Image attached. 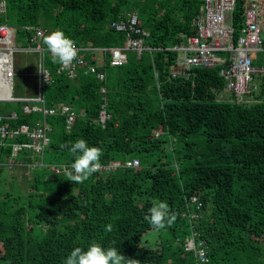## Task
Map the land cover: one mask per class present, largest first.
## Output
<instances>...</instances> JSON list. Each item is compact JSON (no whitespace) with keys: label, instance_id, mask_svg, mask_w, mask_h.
<instances>
[{"label":"trees","instance_id":"obj_1","mask_svg":"<svg viewBox=\"0 0 264 264\" xmlns=\"http://www.w3.org/2000/svg\"><path fill=\"white\" fill-rule=\"evenodd\" d=\"M4 1L0 25L16 29L20 47L32 33L25 26H40L46 35L61 30L77 45L121 46L125 34L108 23L133 11L148 31L145 44L156 49L130 51L120 66L104 64V124L97 121L102 83L57 73L47 51L46 106L68 103L76 117L69 129L64 115L47 117L49 140L33 169L27 166L36 160L32 149L11 156L12 143L26 142L24 135L5 138L0 147V264H64L74 248L92 243L115 247L138 264H264V74L256 75L250 99L238 101L222 94L217 67L195 68L189 80L168 78L173 53L157 49L194 33L191 19L201 0ZM248 1L236 0L237 28ZM253 1L264 22V0ZM40 115L17 112L4 121L17 127ZM153 130L163 133L155 137ZM79 139L102 150V166L132 158L139 165L101 167L82 184L66 180L64 170L74 162L69 147ZM10 158L26 167L24 187L13 173L5 178ZM154 201L175 214L171 226L156 230L145 218ZM152 230L157 234L147 236ZM189 236L203 242L204 261L184 249Z\"/></svg>","mask_w":264,"mask_h":264},{"label":"built area","instance_id":"obj_2","mask_svg":"<svg viewBox=\"0 0 264 264\" xmlns=\"http://www.w3.org/2000/svg\"><path fill=\"white\" fill-rule=\"evenodd\" d=\"M235 8V0H202L200 12L192 20V26L196 28V33L185 37L175 43L171 47L163 48L167 51H174V64L172 67V75H188L187 71L195 67H213L218 65L219 75L226 82V90L242 98L248 94L251 88L253 74L262 75L264 69L256 68L252 65L250 52L264 51V26L261 21L259 6L253 0H249L244 9L242 24L238 28V36L233 38L235 26L232 14ZM5 12V1L0 0V13ZM139 19L136 13H126L122 18L113 20L109 23V27L117 32L126 34V42L121 47H101L88 48L78 46V56L68 69L58 67L57 71H64L68 78L74 79L77 76L78 68L85 65L84 54L87 51H101L108 59L111 66H120L126 61V51L134 50L140 54L143 50H151L152 48L144 45L145 37L148 32L139 26ZM30 30L27 49L35 50L39 54V63L36 72L37 89L36 95L30 98H22L21 101L32 103L23 107L25 112L38 111L42 114L41 121L36 122L35 126L30 127L21 124L16 128H12L8 123L3 122L0 116V147L5 145V138H13L18 134H24L30 142L15 143L12 145L11 156L15 157L16 152L31 148L36 152H41L43 147L48 143L47 132L50 131V125L45 121L48 115L58 113L54 107L45 106L44 87L49 80V72L45 67L44 56L47 47L43 46L41 40L45 35V30L40 27H26ZM12 37H14L13 28L7 25H0V101L11 100L9 89L14 76L13 66L10 55L12 54ZM215 52H224V58H217ZM43 67L47 73L38 71ZM85 75H93L99 81L105 79V73L94 64H88L84 67ZM103 94V104L99 112V121L104 122L107 117L105 112V93L106 88L101 86ZM60 113L66 115V126L69 127L74 118V112L68 105H60ZM15 116V114L13 115ZM158 135V132H155ZM10 161L12 159L10 158ZM119 163H113L117 166ZM139 161L136 158L127 160L125 166L137 167ZM111 166H107L109 168ZM192 201L197 202V197H193ZM200 207V203H196V208ZM192 218L198 217L196 211L190 213ZM196 234V233H194ZM193 234V235H194ZM203 243V242H202ZM202 243H196L193 236L185 238L184 249L194 251L201 261L205 260V248L198 247Z\"/></svg>","mask_w":264,"mask_h":264},{"label":"clouds","instance_id":"obj_3","mask_svg":"<svg viewBox=\"0 0 264 264\" xmlns=\"http://www.w3.org/2000/svg\"><path fill=\"white\" fill-rule=\"evenodd\" d=\"M201 3H202V0H201V2L199 4L197 13L193 16V18H195L196 15L198 14V12H200ZM236 5H237V3H236V0H235V8H234V11H233V14H232L233 23H234V26H235V30H234V34H233V38L234 39L237 38V36H238V28L242 24V20H241L240 23H239V27L238 28L235 25L234 12H235V9H236ZM129 12H133V11H129ZM129 12H127V13H129ZM134 13H136V12H134ZM243 14H244V12H243ZM119 18H122V16L119 17ZM193 18L191 19V23H192ZM242 18H243V15H242ZM138 19H139V17H138ZM111 21H113V20H111ZM139 22H140V19H139ZM109 23H108V27H109ZM262 25L264 26V22H263ZM139 26H140V23H139ZM191 26H192V24H191ZM31 27H34V26H31ZM192 28L194 29V33H192V34H195L196 33V28H194L193 26H192ZM42 29H44V28H42ZM145 31H147V30H145ZM120 33H123V32H120ZM192 34H189V35H192ZM45 35H46V32H45ZM45 35L43 36V43H44V45H46L45 47H47V51L51 54L52 62L53 63H58L61 66L62 69L70 68L72 66V64H73V61H75L77 59V56H78V49L74 45L75 42H73L70 38H68L64 34V32L61 31V30H56V31H53V32H51L50 34H48L46 36ZM182 35H185V34H181L179 36V40L177 42H179L183 38ZM189 35H185V37H187ZM147 37L148 36H146L145 39ZM126 39H127V37H126V34H125V42H126ZM125 42L121 46H123L125 44ZM177 42H175V43H177ZM175 43H173L171 45H168V46H165V47H159L157 49L167 52V50H164L163 48L171 47ZM144 45H146L145 44V40H144ZM78 46H85V47H88V48H101V47H94V46H91V45H78ZM121 46H112V47H121ZM146 46L150 47L149 45H146ZM150 48H152V47H150ZM154 49H156V48H152L151 50H143V51L151 52ZM95 51H97V50L85 52V54H84L85 65L83 67L78 68L77 76L74 78L75 80L78 78L79 73L80 74L82 73L83 75H85L83 73V70H84V67L86 65H88V64H94L99 69L104 71L102 68H103L104 64L108 61V59H107V61L105 63H101V64L97 63L96 57H95V53H94ZM128 51H134V50H127L126 51V59H127ZM168 52L173 53V55H172V57L170 59V64L168 66V74H169L168 78H174V79L179 78V79L189 80L190 75H191V71L193 69L199 68V67H195V68H192L191 70L187 71L188 75H172L173 70L176 69V68L172 67L173 64H174V57H175L176 54H175L174 51H168ZM262 52H264V51L254 52V53L259 54V53H262ZM141 53L137 54V52H136V54L138 56H140ZM88 54L91 55V57H92L91 59H93L94 62H89L86 59ZM165 54H167V53H165ZM108 63H109V61H108ZM252 65L254 67H256V68L264 69V66H257L253 60H252ZM214 67H217L218 69H220V67L218 65L210 67V68H214ZM38 71H40L41 73H44L46 75V78H47V73L44 71L42 66L40 68H38ZM256 75H258V74H253V78H252V81H251V88L248 91V94L245 95L242 98H239V97L235 96L238 101H248L250 99L249 96L251 95V93L257 89V87H258V79H257ZM88 76H93V75H88ZM69 79H71V78H69ZM224 82H225V80H224ZM225 90H226V82H225ZM99 92H100V95H101V98H100L101 99L100 109H101L102 104H103V94L101 93V88H100ZM228 93L232 94L229 91H228ZM105 97H106V100L104 102L105 103V107L104 108H105V112H106V104L108 102L107 89H106ZM71 109L74 112V118H73V121H74V119L76 117V111L73 108H71ZM100 109H99V112H100ZM61 115H64V114H61ZM106 115H107V117L105 118L104 122L101 123L99 121V114H98L97 121L99 123H101V124H104L106 119H108V117H109L107 112H106ZM48 116H52V115H48ZM65 118H66V115H64V121H65ZM45 121L48 123V121L46 119H45ZM73 121L70 124V126L73 124ZM3 122L8 123L9 126H10V123L7 122V121H4V119H3ZM69 127L66 126V121H65V128L69 129ZM50 131H51V129H50ZM50 131L47 132V136H48V133ZM152 132H153L154 135H155V132H158V135L157 136L155 135V137H158V136H160L163 133L162 130H153ZM19 135H24V134H18L15 137L10 138V139H15ZM26 142L29 143L28 141H26ZM15 143L16 142L12 143V145L15 144ZM17 143H22V142H17ZM45 146L43 147L41 152H36L35 150L32 149L34 151V153L36 154V157L40 156V154H42L44 152ZM64 147H69V146L65 145ZM24 149H31V148H24ZM69 151L71 152V154L74 157V162L71 164L70 169H65L64 172H65V175L67 176L66 180L73 181L76 184L84 183L94 173L100 171L101 167L105 168L108 171V170L115 169L116 167H118L120 165L125 166V162L127 160H130V159H127L123 163H121L119 161H112L109 164L102 166L101 162H100L101 161V156L103 154L102 150L99 147H96V146H91V147L88 146V144L86 143V141L84 139H79L75 143L71 144V146L69 147ZM8 161H7V163H8ZM113 163H119V165L113 166ZM38 164H42L39 159L33 161V164L29 163L27 166L30 167V165H31V166L35 167ZM107 166H111V167L107 168ZM55 169L58 170V168H54V170ZM145 218L148 220V222L150 223V225L154 229L161 230V229H164L166 226H171L174 223V221L176 219V216H175L174 213H170L169 206H168L167 203L154 201L153 202V206L149 209V215L146 216ZM108 230L109 231L111 230V226L110 225L108 226ZM125 261L127 262V264H138L137 260L125 259V257L123 255H121L115 247H109V248L105 249L99 244L92 243L87 248V250H83L80 247L74 248L71 251V253L67 256V258L65 259L64 264H125Z\"/></svg>","mask_w":264,"mask_h":264},{"label":"rangeland","instance_id":"obj_4","mask_svg":"<svg viewBox=\"0 0 264 264\" xmlns=\"http://www.w3.org/2000/svg\"><path fill=\"white\" fill-rule=\"evenodd\" d=\"M130 51H128V54ZM217 58H224L225 53L224 52H215L214 54ZM251 59L255 62L257 66H264V52L262 53H250ZM13 59H14V68H15V77L13 80L12 85V92L14 97H26L28 95H32L34 93V80L30 77L32 73L35 71V57L34 53L32 52H26V51H14L13 53ZM227 91V90H224ZM228 92V91H227ZM226 93V92H225ZM223 94V92H222ZM229 97L228 94H224V97ZM222 97V98H224ZM20 103L15 102H0V113L1 112H14L17 110V108L20 107ZM35 159L38 158L35 156ZM5 165V178L10 179L11 174L13 173L16 183L24 187L26 185L25 181V173L26 168L25 166H16V164H11L10 160L4 163ZM34 166L30 165V169H33ZM63 169H55L54 172L62 171ZM27 175V174H26ZM26 187L23 188V191H25ZM152 234L156 235V231H148L146 233L147 236H153ZM156 237V236H155ZM150 238H147L148 240Z\"/></svg>","mask_w":264,"mask_h":264},{"label":"crops","instance_id":"obj_5","mask_svg":"<svg viewBox=\"0 0 264 264\" xmlns=\"http://www.w3.org/2000/svg\"><path fill=\"white\" fill-rule=\"evenodd\" d=\"M1 25H5V24H1ZM26 27H30V26H25L24 28H25V30H26ZM34 27H40V26H34ZM42 28V27H41ZM28 30V29H27ZM30 31V30H29ZM13 32H14V37H12V47H13V50H12V54L10 55V57H11V61H12V66H13V72H14V76H13V79H12V84H11V87H10V89H9V92H10V96H11V100H6V101H0V102H15V103H20L21 105H20V107L19 108H17V110L16 111H14V112H7V111H5V112H3V113H0V116L1 117H3V119H13V118H16V116H17V112H20V113H23V114H30V113H40L41 114V112H38V111H32V112H25L24 110H23V107L25 106V105H27V104H32V103H28V102H24V101H21L20 99H22V98H30V97H33V96H35L36 95V89H37V79H36V72H37V67H38V63H39V54L35 51V50H31V49H27L26 48V46L25 47H20L19 45H17L16 44V42H15V37H16V29L15 28H13ZM46 36V35H45ZM42 41L43 40H41V43H42ZM26 45H28V43L26 44ZM14 51H26V52H32V53H34V57H35V67H34V69H35V71L32 73V75H30V77L34 80V82H33V84H34V93L32 94V95H28V96H26V97H14V95H13V92H12V85H13V80H14V77H15V68H14V59H13V53H14ZM95 53V57H96V61H97V63H99V64H101V63H105L106 61H107V57L101 52V51H95L94 52ZM44 62H45V67L47 68V70H48V72H49V69H48V67L46 66V54H45V56H44ZM255 64H256V61H255ZM257 65V64H256ZM60 66V65H59ZM58 66V67H59ZM58 67H57V69H58ZM199 68H210V67H199ZM57 69H56V72L57 73H64V75L66 76V73L64 72V71H60V72H58L57 71ZM104 73H105V71H104ZM0 75H1V73H0ZM67 77V76H66ZM68 78V77H67ZM69 79V78H68ZM105 79H106V73H105ZM105 79L103 80V81H99V82H101L102 84L99 86V90H100V88H101V86H104L105 88H106V86L104 85V82H105ZM70 80H75V79H70ZM51 82V75H50V72H49V80H48V83H47V85L44 87V99H45V91H46V87H48V85H49V83ZM225 90V89H224ZM225 92H226V94H228L229 95V93L227 92V91H224V93L223 94H225ZM61 104H64V105H68L70 108H73L71 105H69L68 103H65V102H60V103H58V104H55L53 107L55 108V109H57V111H58V113L56 114V115H61V113H60V105ZM45 106H46V99H45ZM48 107V106H47ZM74 109V108H73ZM15 114V116H13ZM47 117L48 116H46L45 117V119L47 120ZM41 119H42V114L40 115V117L39 118H37L36 120H34V121H32L31 123H33V124H31V123H28V124H26V123H22V124H26V125H29L30 127H33V126H35V124H36V122H38V121H41ZM7 121V120H6ZM8 122V121H7ZM21 125V124H20ZM10 127H13V126H11L10 125ZM18 127V126H17ZM13 128H16V127H13ZM25 136V135H24ZM25 138L27 139V141L28 142H30V140L25 136ZM19 151H21V150H19ZM19 151H17L16 152V155H15V157H17V153L19 152ZM36 156V155H35ZM38 157H42V155L40 154V156H38ZM34 158V157H33ZM17 163V164H16ZM21 163L22 162H15L14 160H12L11 161V164H16V166H21Z\"/></svg>","mask_w":264,"mask_h":264}]
</instances>
